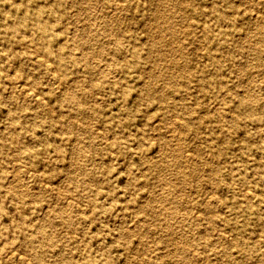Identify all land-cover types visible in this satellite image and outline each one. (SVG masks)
<instances>
[{
    "label": "rangeland",
    "instance_id": "374dc122",
    "mask_svg": "<svg viewBox=\"0 0 264 264\" xmlns=\"http://www.w3.org/2000/svg\"><path fill=\"white\" fill-rule=\"evenodd\" d=\"M262 37L264 0H0V264H264Z\"/></svg>",
    "mask_w": 264,
    "mask_h": 264
},
{
    "label": "bare ground",
    "instance_id": "6f19581e",
    "mask_svg": "<svg viewBox=\"0 0 264 264\" xmlns=\"http://www.w3.org/2000/svg\"><path fill=\"white\" fill-rule=\"evenodd\" d=\"M90 2V1H89ZM122 2V1H121ZM254 2H256V1H254ZM257 3H258V0H257ZM89 4V3H88ZM96 9H98L97 7H96ZM118 13V12H117ZM116 13V14H117ZM115 14V15H116ZM256 14V13H255ZM254 14V15H255ZM253 15V16H254ZM188 19H190V18H188ZM158 20V19H157ZM156 20V21H157ZM167 20V19H166ZM165 20V21H166ZM81 21V20H80ZM89 22V21H88ZM83 27V26H82ZM171 28V27H170ZM91 29V28H90ZM92 30V29H91ZM175 30V29H174ZM88 31V30H87ZM254 34V33H253ZM257 35V34H256ZM244 37V36H243ZM242 37V38H243ZM264 37H262V39H263ZM156 39V38H155ZM180 40H183V39H180ZM241 40V39H240ZM243 40V39H242ZM249 41V40H248ZM246 43V42H245ZM252 44H254L253 42H252ZM245 47H246V45H245ZM201 48H203V47H201ZM183 49V48H182ZM79 51H80V49H79ZM165 51V50H164ZM26 52V51H25ZM31 52V51H30ZM27 53H29L28 51H27ZM98 53V52H97ZM173 53V52H172ZM28 55V54H27ZM163 55V54H162ZM162 55H160V56H162ZM29 56V55H28ZM42 56V55H41ZM41 56H39V53H38V55H37V53L36 54H32V55H30V58L32 57L33 58V60L34 61H39L40 63H44V61H42V58H41ZM175 57V56H174ZM45 60V59H44ZM47 60V59H46ZM245 62H247L248 63V60L247 61H245ZM16 64V63H15ZM49 64V63H48ZM104 65V64H103ZM54 69V68H53ZM55 70V69H54ZM53 70V71H54ZM52 71V70H51ZM11 73V72H10ZM54 73V72H53ZM250 75V74H249ZM58 76V75H57ZM262 76V75H261ZM50 77V76H49ZM76 77V76H75ZM246 77H248V76H246ZM245 77V78H246ZM56 78H58V77H56ZM78 78V77H77ZM248 78H246V80H247ZM53 80V79H52ZM261 80H263V79H261ZM49 82H52V81H49ZM83 82V81H82ZM244 82V81H243ZM53 83V82H52ZM74 83H76V81L74 82ZM14 84V83H13ZM24 84L25 83H23V84H21V85H23V86H21V90H22V93L21 94H23L24 93V95H32V93L27 89V88H25L24 87ZM49 84V83H48ZM51 84V83H50ZM11 85V84H10ZM15 85V84H14ZM26 85V84H25ZM52 85V84H51ZM88 85V84H87ZM29 88V87H28ZM30 89V88H29ZM58 89V88H57ZM242 91V90H241ZM37 94V93H36ZM39 94V93H38ZM34 95L35 94H33V97H34ZM95 95V94H94ZM23 96V95H22ZM35 97H36V95H35ZM39 98V97H38ZM37 99V98H36ZM29 100V99H28ZM42 101H43V98H42ZM89 103V102H88ZM86 104V103H85ZM190 104H192V103H190ZM193 105V104H192ZM194 106V105H193ZM218 108V107H217ZM220 110V109H219ZM229 112H232V111H229ZM173 117H175V116H173ZM173 117H171V118H173ZM67 118H69L68 116H67ZM78 120V119H77ZM172 120V119H171ZM156 121V120H155ZM154 122V121H153ZM156 125H157V122L155 123ZM96 127V126H95ZM157 127V126H156ZM264 128V127H263ZM100 129V128H99ZM172 129V128H171ZM179 130V129H178ZM96 132H97V130H95ZM173 131V130H172ZM183 131V130H182ZM168 132V131H167ZM170 132H171V130H170ZM66 133V132H65ZM177 133H179V131L177 132ZM178 136V135H177ZM180 136V135H179ZM168 137V136H167ZM108 140V139H107ZM158 141V140H157ZM167 141V140H166ZM158 143V142H157ZM174 145V144H173ZM158 147V146H157ZM172 148H173V146H172ZM185 150V149H184ZM187 152H188V150H186ZM185 151V152H186ZM184 152V151H183ZM110 153H111V151H110ZM188 154V153H187ZM111 156H112V154H110ZM185 155V154H184ZM184 155L182 156V157H184ZM114 156H112V158H113ZM186 157H187V155H186ZM15 161H18V159L17 160H15ZM156 164V163H155ZM43 167V166H42ZM179 167V166H178ZM12 168V167H11ZM17 168V167H16ZM176 168V167H175ZM7 169V168H6ZM8 169H9V167H8ZM14 170V169H13ZM17 170H19V169H17ZM21 171V170H20ZM33 171V170H32ZM34 172V171H33ZM12 173H13V171H12ZM28 173V172H27ZM20 177H21V175H19ZM11 177V176H10ZM17 178V177H16ZM19 178V177H18ZM173 178V177H172ZM8 180H10V179H8ZM17 180H19V179H16V181ZM13 181V180H12ZM18 182V181H17ZM24 182V181H23ZM28 182V181H27ZM14 183V182H13ZM12 183V184H13ZM16 183V182H15ZM22 183V182H21ZM40 183V182H39ZM45 183V182H44ZM18 183H16V185H17ZM23 184V183H22ZM53 184V183H52ZM16 185H14V186H16ZM19 186L18 187H20L21 186V184H18ZM39 185V184H38ZM230 185H231V183H230ZM233 185V184H232ZM161 186V185H160ZM210 186V185H209ZM5 187V186H4ZM23 187V186H22ZM59 187V186H58ZM24 188V187H23ZM57 188V187H56ZM207 188V187H206ZM12 189H14V188H12ZM24 190V189H23ZM243 190V189H242ZM239 191H240V189H239ZM213 192V191H212ZM247 192V191H246ZM57 193V192H56ZM208 194H209V192H208ZM207 194V195H208ZM214 194V193H213ZM248 194V193H247ZM251 194V193H250ZM249 194V195H250ZM254 194V193H253ZM56 195V194H55ZM205 195V194H204ZM206 195V196H207ZM238 195H241V193L240 194H238ZM173 196V195H172ZM243 196H244V194H243ZM218 197V196H217ZM252 197H253V195H252ZM65 198V197H64ZM67 198V197H66ZM207 198V197H206ZM245 199V198H244ZM248 199V198H247ZM70 200H73V199H70ZM210 200V199H209ZM64 203V202H63ZM65 203H66V201H65ZM203 203V202H202ZM76 204V203H75ZM62 206H64V205H62ZM66 206H68V204H66ZM65 206V207H66ZM64 207V208H65ZM80 207H82V205L80 206ZM163 208V207H162ZM57 209V208H56ZM61 209V208H60ZM66 209V208H65ZM65 211V210H64ZM209 211H211V210H209ZM214 211V210H213ZM220 211V210H219ZM87 212V211H86ZM215 212V211H214ZM214 212H212V213H214ZM218 212V211H217ZM207 213V211L205 212V214ZM209 213V212H208ZM216 213V212H215ZM198 214V213H197ZM210 214V213H209ZM219 214V213H218ZM217 214V215H218ZM208 215V214H207ZM131 219V218H130ZM182 221V220H181ZM195 221V220H194ZM223 233H225V232H223ZM212 235V234H211ZM216 237V236H215ZM255 237V236H254ZM253 237V238H254ZM256 237H258V235H256ZM259 238H260V236H259ZM258 238V239H259ZM222 239V238H221ZM257 239V238H256ZM81 240V239H80ZM165 243V242H164ZM13 248V247H12ZM17 250V249H16ZM16 250H14V251H10L9 252V254H8V257L10 258H12V259H16V260H22V259H24L23 258V256L21 255V254H19V253H16ZM172 252V251H171ZM21 253V252H20ZM194 253V252H193ZM193 253H191V254H193ZM23 254V253H22ZM154 254V253H153ZM140 255V254H139ZM189 255H190V253H189ZM195 254H193V256H194ZM7 256V255H6ZM26 257V256H25ZM35 257H40V254L39 253H35ZM197 257V256H196ZM27 259V258H26ZM195 259V258H194ZM193 259V260H194ZM27 261V260H26ZM30 261V260H29ZM198 261V260H197ZM255 261H257V260H255ZM254 261V262H255ZM16 262V261H15ZM199 262H200V260H199ZM201 262H203V260H201ZM200 262V263H201ZM10 263V262H9ZM26 263V262H25ZM196 263V262H195ZM198 263V262H197ZM252 263H253V261H252ZM255 263H257V262H255ZM24 264V263H23ZM249 264V263H248ZM250 264H251V262H250Z\"/></svg>",
    "mask_w": 264,
    "mask_h": 264
}]
</instances>
